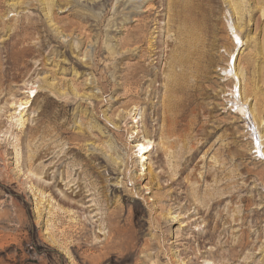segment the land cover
Returning a JSON list of instances; mask_svg holds the SVG:
<instances>
[{"label":"rangeland","instance_id":"obj_1","mask_svg":"<svg viewBox=\"0 0 264 264\" xmlns=\"http://www.w3.org/2000/svg\"><path fill=\"white\" fill-rule=\"evenodd\" d=\"M190 1L0 0V264H264V3L194 78Z\"/></svg>","mask_w":264,"mask_h":264},{"label":"bare ground","instance_id":"obj_2","mask_svg":"<svg viewBox=\"0 0 264 264\" xmlns=\"http://www.w3.org/2000/svg\"><path fill=\"white\" fill-rule=\"evenodd\" d=\"M191 1H193V0H191ZM202 1L203 2L201 4L197 3V5H195V6H188V5H184V4L175 5L174 7L179 8V10H175L172 14V17L174 18V20L177 23H179L180 25L185 26L187 29V35H188L189 41L186 44V56H185L186 60L185 61H186V64L188 66L191 63L196 64L193 67L191 65H190V67H188V69H191L190 70V72L192 73L191 76H193L194 78L199 77L198 65L201 62H204L205 64H207V63L211 64V60H212V58H210L209 53L207 54L206 52H204L202 50L203 48H205L207 46L209 47V49H210V47H212V44H209L210 43L209 40H206L207 45L204 42L205 37H207V34L209 33L208 25L210 22V15L212 14V10H211L209 5H206L204 3V0H202ZM199 3H200V1H199ZM256 3L262 4V3H264V0H256ZM258 9H259V11H261V13L263 15L264 14V6H260ZM172 22H173V20H172ZM236 43H238V44L240 43L239 37H236ZM182 62H183V60L174 59L172 61L171 68H173V66H175V65L176 66L181 65ZM223 71L226 73L227 76L230 75L231 78L236 76L233 73V68L231 69V68L227 67V68L223 69ZM231 78H227V81H229ZM165 88H167V86ZM175 91H177L179 93V92H184L185 90L184 91L182 90V86H177L175 88ZM236 93H237L236 89H234L233 93H231L233 97L231 98L230 101L232 103H234L235 107L237 108V110H239V112H242L243 111V105L239 102V99L236 96ZM164 104H165V106H164ZM173 108L174 107L172 105L168 106L165 103L164 98L162 99V117H161L162 118L161 119L162 120V131H164V128L169 123L168 114L169 113L172 114V111H174ZM134 119H135V117H134ZM136 147H137V153L142 155L143 152H145L149 148H151V142L149 140H143L142 142L138 143V145Z\"/></svg>","mask_w":264,"mask_h":264}]
</instances>
